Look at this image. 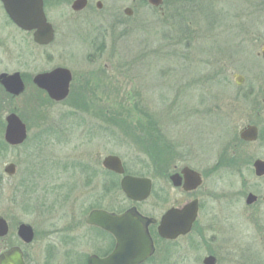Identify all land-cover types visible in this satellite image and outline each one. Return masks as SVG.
<instances>
[{
  "label": "rangeland",
  "instance_id": "1",
  "mask_svg": "<svg viewBox=\"0 0 264 264\" xmlns=\"http://www.w3.org/2000/svg\"><path fill=\"white\" fill-rule=\"evenodd\" d=\"M73 1L48 9L56 35L48 48L0 27V72L20 71L27 82L56 67L73 75L74 90L64 102L29 85L18 100L0 105V139L9 111L28 128L15 148L0 140V211L49 234L43 245L33 243L30 257L47 243L55 246V264L107 250L103 234L84 220L93 209L117 213L133 205L119 178L102 167L103 157L115 155L126 174L152 179L151 197L135 204L144 216L158 220L170 207L200 200L191 233L171 242L156 238L146 264H203L208 255L216 264H264V177L251 166L252 158L264 160L263 139L238 153L240 130L256 110L245 100V83L234 79L238 74L247 83L262 70L252 54L264 42V11L248 9V0H212L211 26L199 0L182 1L183 8L166 11L165 18L145 5L135 10L131 0H101L99 15L72 11ZM257 126L264 129V122ZM150 127L151 137L138 136ZM164 153L161 171L155 160ZM8 164L16 166L10 177L3 173ZM183 165L203 177L192 194L167 181V173ZM250 192L259 200L248 205Z\"/></svg>",
  "mask_w": 264,
  "mask_h": 264
},
{
  "label": "water",
  "instance_id": "2",
  "mask_svg": "<svg viewBox=\"0 0 264 264\" xmlns=\"http://www.w3.org/2000/svg\"><path fill=\"white\" fill-rule=\"evenodd\" d=\"M8 9L14 10V0H1ZM20 2L22 18H17V23H22L21 28L34 30V41L38 44H49L53 40V29L47 22L42 0H16ZM150 4L157 6L160 0H148ZM86 5V0H75L72 3V10L80 11ZM124 13L131 16L130 9H125ZM20 19V20H19ZM264 57V53H263ZM15 76L7 77L2 75L1 83L6 91L14 95L23 92L22 82L15 81ZM12 79V80H10ZM10 80V81H9ZM72 81V74L66 68H56L49 73L39 74L34 77V84L44 90L51 100L56 102L64 101L69 94V87ZM14 85L8 86V84ZM237 83H241L238 81ZM7 126L4 139L11 146L24 143L27 139V128L21 119L11 113L6 118ZM239 137L246 142L255 141L258 138L256 126H247L240 131ZM102 166L116 174L125 173L121 159L115 155L105 156ZM255 175L264 176V160L257 159L253 163ZM5 173L14 175L15 166L9 164L5 167ZM174 187H182L185 191L195 190L202 184V178L196 171L184 167L180 173H175L169 177ZM120 187L127 199L132 202H142L151 193L152 182L146 177H136L125 175L120 180ZM256 200L253 194L246 198L247 204H252ZM198 213V200H192L181 208H170L160 218L157 234L166 240H175L179 236L190 232ZM1 221V220H0ZM87 224L97 226L110 234L116 240L114 250L105 258L91 255L88 264H141L154 253L153 240L149 233V225L155 224L154 218L145 217L140 214L135 207L127 209L121 214L109 213L103 210H93L86 220ZM1 230V223H0ZM1 233V232H0ZM18 234L23 241L30 243L33 238L31 226L21 224ZM215 258L208 256L204 258L203 264H215ZM0 264H25L20 251L12 249L0 256Z\"/></svg>",
  "mask_w": 264,
  "mask_h": 264
},
{
  "label": "flooded vegetation",
  "instance_id": "3",
  "mask_svg": "<svg viewBox=\"0 0 264 264\" xmlns=\"http://www.w3.org/2000/svg\"><path fill=\"white\" fill-rule=\"evenodd\" d=\"M61 1H66V0H42L43 3V8H44V13L47 19V22H50L48 16H47V11L50 7L56 6L59 4V2ZM182 1H186V0H160V5L159 6H154L153 4H150L148 2V0H131V3L133 4V8H141V6L143 7L144 5L146 7H148L149 9H151L152 11H160L161 16H163L165 18V16H167V14H165L166 11L173 10L174 12H177L178 10L180 11L183 8V4ZM212 0H199L200 2V12H202V14L204 15V17L212 20L210 22V25L212 26L214 23V7L215 4L211 2ZM249 2L245 3V6L248 9L257 11V12H261L264 11V0H248ZM209 2H211L209 4ZM182 4V5H181ZM13 6L15 7L14 10H10L7 8V6L0 0V27H4V28H11L14 32V34L20 36V38H22L21 40H23V37L27 38V39H31L32 43L39 48H48L49 46H51L55 40V29L53 27L54 30V38L53 41H51L49 44L47 45H42V44H37L34 39H33V31H28L26 29L21 28L22 23H17L16 19L22 18L23 14L21 12V8H20V2L14 0L13 1ZM84 9H90L91 13L95 14V15H99L102 12L103 9V3L101 0H86V5L84 7ZM126 9V8H125ZM131 9L132 13H133V9ZM136 10V9H135ZM209 10V16L207 15V11ZM115 11V10H114ZM216 11V10H215ZM20 20V19H19ZM179 24L181 25V22L178 20ZM103 47L105 48L106 42L103 41L102 42ZM260 46V45H259ZM241 48V47H240ZM104 51V50H103ZM260 52L254 53L252 55H255L254 57L259 60L262 70H264V57H263V53H264V42L261 43V46L259 48ZM49 60L51 61V63H53L54 61V57L53 54L50 55ZM260 67V68H261ZM57 68V67H56ZM55 69V68H54ZM53 70V69H51ZM50 70V71H51ZM262 70H260L259 72H257V76H254L250 79L247 80V83L245 82L246 79H244L243 76L235 74L234 78H235V83L236 81H241V83H236V85L240 86L243 83H245V100L249 103H252L254 106V109L256 110L255 113L252 115L253 109L251 110V114L250 115V123L249 125H256L257 123H259V121H263L264 122V73L261 72ZM49 72V71H46ZM45 72H41V73H37V74H42ZM37 74H35L34 76H36ZM2 75H6L7 77H11V76H15V81H19L22 82L23 86H24V90L22 93H20L19 95H14L11 94L10 92L6 91V88L4 87V85H2L1 81L2 79L0 78V105L5 104L6 100L8 101H16L18 100L25 92L27 89V86L32 85L33 88L36 89L37 93L42 94L43 97H46L45 92H43L42 90L38 89V87H36L33 83V78L34 76L31 77V81L27 82V77L25 74H22L20 71H4V72H0V77ZM259 78V79H258ZM257 79V80H255ZM12 80V79H10ZM9 80V81H10ZM14 85V83H10L8 84V86ZM48 99V98H47ZM250 109V108H249ZM11 113H15L19 116V118L25 123V121L21 118V116L13 111H9L5 117H4V127H3V132H2V138L1 143L4 146V148H12V147H16V146H11L8 143H6L5 139H4V135H5V130H6V126H7V122H6V118L9 114ZM255 115V116H254ZM26 124V123H25ZM27 126V125H26ZM260 136L263 135L264 137V129H261L259 131ZM259 140V137L257 138V140L255 141V143H257V141ZM263 143L264 146V138L261 141ZM253 143V144H255ZM249 144V143H248ZM251 145V144H250ZM189 167L188 165H183L182 167ZM180 167L178 169V167H174L173 170L171 172L173 173H177L180 171V169L182 168ZM190 168V167H189ZM192 169V168H191ZM5 167L3 169V173H5ZM170 173V172H169ZM167 174V179H168V175ZM6 174V173H5ZM16 174V171H15ZM14 174V175H15ZM7 177H10L11 175L6 174ZM169 185L172 187V184L169 180H167ZM201 187V186H200ZM200 187H198L197 189H195V191H197ZM178 190H181V192L184 193H191L192 192H186L184 190H182L181 187L178 188ZM258 197V196H257ZM192 199H197L198 200V207L200 210V200L198 198H192ZM191 199V200H192ZM259 200V197H258ZM190 201V200H189ZM188 202V201H187ZM186 202V203H187ZM182 206V205H180ZM179 207V206H177ZM198 210V212H199ZM0 223H1V230H0V256L12 249H16L18 251H20L23 262L25 264H55V260H54V252L55 250V246L52 244L50 246H48L49 243H47V247L44 251V249H39L40 254L36 255L35 260H33L32 257H30L31 255L29 254V249L33 246V243H39L40 245H43V241H45L46 237H48L49 234L45 233V231H43L42 233H39L38 231H36L34 228H32L33 231V238L32 241L30 243H26L25 241H23L21 239V237L18 234V229L19 226L21 224H25L22 223L21 221H13L12 220V216L9 210L6 211H0ZM84 223L86 224V218L84 220ZM29 225V224H26ZM89 227H92L94 229H96L98 232H100L101 234H103V236L105 237V245H106V251L104 253H102V255L97 254V253H93L101 258L106 257L107 255H109L116 244V240L113 237L112 234H110L109 232L96 227V226H91L86 224ZM156 228V226H155ZM151 229V228H150ZM41 232V231H40ZM52 234V233H50ZM154 243H155V239ZM155 253H156V245H155ZM91 255V254H90ZM90 255H87L86 259H81L79 258L78 261L74 260V264H88V257ZM38 256L39 260H37ZM32 258V259H31ZM37 260V261H36ZM81 260V261H80ZM150 259H148L147 261H145L143 264H146Z\"/></svg>",
  "mask_w": 264,
  "mask_h": 264
},
{
  "label": "trees",
  "instance_id": "4",
  "mask_svg": "<svg viewBox=\"0 0 264 264\" xmlns=\"http://www.w3.org/2000/svg\"><path fill=\"white\" fill-rule=\"evenodd\" d=\"M71 89H72V91L74 90V88L73 87H71ZM104 113V115L105 116H107V114H106V112H103ZM120 115H121V113H120ZM112 117H118V116H112ZM121 121V120H120ZM119 121V122H120ZM119 122H116V123H119ZM122 122H125V121H121V123ZM137 122V121H136ZM155 122L153 121V124L151 125V127H153V126H155ZM151 127H150V129L149 130H147L146 128H145V132L143 131V130H141L140 131V133H137L138 134V136H140V134H141V132H142V134L143 133H145L146 134V138L148 137V136H152V134H151V132H150V130H151ZM260 139H263V135H261L260 136ZM146 140V139H145ZM239 141V140H238ZM240 142V141H239ZM241 143V142H240ZM245 146V144L244 143H241V147L237 150V151H239L238 153H240V152H242L243 150H244V148L243 147ZM147 151H148V155L151 157V155L152 154H154V153H152V151H153V147L150 145V140H148L147 141ZM156 152V151H155ZM238 153H235V154H238ZM158 154H162V153H158ZM164 158H161L160 157V159H158V160H155V161H158L159 162V167L161 168L160 170L161 171H164V169L166 168V166L164 165V163H165V161H167V157L169 156V155H167V156H165V153H164ZM234 156H237V155H234ZM230 162H234V158L232 159V160H229ZM236 162V161H235ZM157 167V166H156ZM158 168V167H157ZM156 237V236H155ZM157 238V237H156Z\"/></svg>",
  "mask_w": 264,
  "mask_h": 264
}]
</instances>
